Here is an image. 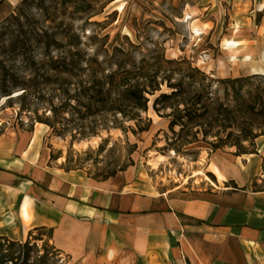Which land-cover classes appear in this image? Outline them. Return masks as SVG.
<instances>
[{
	"label": "rangeland",
	"instance_id": "rangeland-1",
	"mask_svg": "<svg viewBox=\"0 0 264 264\" xmlns=\"http://www.w3.org/2000/svg\"><path fill=\"white\" fill-rule=\"evenodd\" d=\"M24 1L20 0L6 17L0 18V28L12 14L20 15L23 26L20 40L33 41L36 33L48 31L64 44L79 45L91 54L98 51L100 61L113 64L123 61L126 67L143 66L158 72L159 81L165 80L161 86L164 93L172 91L168 83L186 84L188 80H195L207 87L210 99L236 107V130L264 134V115L259 113L264 106V70L257 68L264 66V0L238 1L235 6L227 0L214 7L210 0ZM233 24L249 29L253 42L248 45V52L253 55L252 59L232 57L228 48L240 46L239 42L227 40ZM10 38L9 32L0 36V44ZM116 48L123 53L111 60L107 50L112 53ZM246 60L252 62H241ZM235 79H241L235 85L241 94L238 100L233 85L225 91L227 85L217 83ZM159 94L149 97L148 111L143 113V118L152 122L148 132L134 135L131 131L112 129L110 133L76 141L73 146L70 136L65 139L55 136L42 124H36L33 132L26 127L21 129L18 108L3 107L0 109V154L12 155L22 138L35 136L41 141L43 156L49 164L62 169H80L96 181H103L114 171L118 174L120 169L128 167L127 170L146 173L161 192L176 187H179L178 192L188 194L196 190L243 188L250 186L251 181L253 190H264V150L257 156L237 157L233 154L235 148L226 147L212 153L208 144L199 143L198 147L182 148L179 154L173 151V145L180 146L183 140H178L169 128L171 120L167 116L172 109H162L159 113L154 110ZM5 101L3 99L1 105ZM24 121L28 122L25 116ZM126 127L135 128V124L126 123ZM175 131L178 133L180 128L176 127ZM194 133L195 129L190 128V139ZM199 137L202 138L201 134ZM108 138L104 151L99 152L100 144ZM255 143L257 149V140ZM44 234L38 232L26 240L35 246L29 264H85L69 263ZM45 254H48L47 260L41 262L39 257Z\"/></svg>",
	"mask_w": 264,
	"mask_h": 264
},
{
	"label": "crops",
	"instance_id": "crops-1",
	"mask_svg": "<svg viewBox=\"0 0 264 264\" xmlns=\"http://www.w3.org/2000/svg\"><path fill=\"white\" fill-rule=\"evenodd\" d=\"M19 1L0 0V18ZM237 28L227 40L240 46L230 53L252 59L249 29ZM20 143L12 155L0 154V237L22 242L45 233L69 263L264 264V190H253L252 181L243 188L161 192L135 169L96 181L49 164L37 137ZM257 146L259 154L264 136Z\"/></svg>",
	"mask_w": 264,
	"mask_h": 264
},
{
	"label": "trees",
	"instance_id": "trees-1",
	"mask_svg": "<svg viewBox=\"0 0 264 264\" xmlns=\"http://www.w3.org/2000/svg\"><path fill=\"white\" fill-rule=\"evenodd\" d=\"M22 27L21 16L12 14L0 28L1 37L7 32L11 36L8 42L2 40L0 44V104L6 100L0 109L18 108L21 129L26 127L33 132L36 124L45 125L55 136L63 139L70 136L71 146L76 141L110 133L112 129L143 134L152 125L151 120L143 118V113L148 111L149 97L160 93L153 107L157 113L172 109L167 116L171 120L169 128L178 140H183L180 146L171 148L177 154L182 148L198 147L199 143L208 144L212 153L229 147L236 149L233 154L237 157L258 154L255 142L264 134L236 130V107L210 99L205 85L192 79L186 84L168 83L172 91L164 93L161 86L165 80L159 81L158 72L143 66L126 67L123 61L115 64L100 61L98 51L91 54L79 45L64 44L48 31L36 33L33 41L20 40ZM17 31L18 35L13 36ZM120 53L123 50L116 48L112 53L107 50L106 54L112 60ZM240 80H218L217 83L227 85L225 91L233 85L238 100L241 94L235 85ZM259 113L264 115V106ZM24 116L28 118L27 123ZM126 123H134L135 128L126 127ZM176 127L180 128L178 133ZM190 128L195 129L191 139ZM108 141L109 138L103 140L99 152L104 151ZM116 174L114 171L103 181ZM210 177L215 180L214 175ZM34 247L30 240L22 243L0 237V264H29ZM47 255L40 256L39 260L45 262Z\"/></svg>",
	"mask_w": 264,
	"mask_h": 264
},
{
	"label": "bare ground",
	"instance_id": "bare-ground-1",
	"mask_svg": "<svg viewBox=\"0 0 264 264\" xmlns=\"http://www.w3.org/2000/svg\"><path fill=\"white\" fill-rule=\"evenodd\" d=\"M228 49H229L230 51L232 50V49H231V47H229ZM232 57L235 59V57H236V56H234V55H233ZM3 104H4V103H3ZM0 105H1V104H0ZM206 179H207V180H209V178H208V177H206ZM209 181H210V180H209ZM210 182L213 184V182H212V181H210Z\"/></svg>",
	"mask_w": 264,
	"mask_h": 264
}]
</instances>
